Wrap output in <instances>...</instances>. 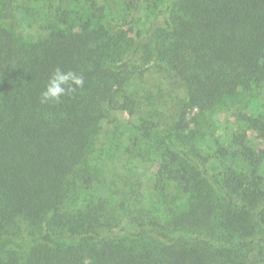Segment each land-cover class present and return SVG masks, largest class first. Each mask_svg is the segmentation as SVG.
<instances>
[{
  "label": "trees",
  "instance_id": "1",
  "mask_svg": "<svg viewBox=\"0 0 264 264\" xmlns=\"http://www.w3.org/2000/svg\"><path fill=\"white\" fill-rule=\"evenodd\" d=\"M20 26L46 31L22 41ZM152 65L174 79L170 121L120 145L104 120L154 99L140 93ZM57 67L84 85L41 103ZM263 83L264 0H0V264H264V117L213 155L187 121ZM144 141L152 189L186 197L163 223L134 202L122 160Z\"/></svg>",
  "mask_w": 264,
  "mask_h": 264
},
{
  "label": "rangeland",
  "instance_id": "2",
  "mask_svg": "<svg viewBox=\"0 0 264 264\" xmlns=\"http://www.w3.org/2000/svg\"><path fill=\"white\" fill-rule=\"evenodd\" d=\"M31 7L39 15L47 11V7L38 1L32 3ZM119 10L116 6H112L111 15L116 17ZM35 28L20 26L14 29V33L22 41H34L43 36L46 31ZM173 83L174 79L165 72L153 65L148 67L140 82V93L141 95L151 93L154 99L146 102L142 110L134 116L127 113L111 112L108 118L104 120V126L108 128L107 131H116L117 134H121L117 141L122 145L121 143H124L122 142L123 138L128 142V140H133L135 136H138L139 126L150 132H158L163 129L172 115L171 104L169 103L171 99L168 98V93L173 90ZM250 115L264 117V83L250 91H238L226 96L207 110L196 111L194 109L189 111L187 116L188 128L191 131H197L195 135L198 144L210 155L217 154L218 150L224 146L232 151L238 150L246 130L245 120ZM247 134L251 136L250 133ZM101 139L99 138L100 141ZM105 139L104 136L103 140L105 141ZM145 142L140 143L139 146L145 148L144 152L138 153L137 151L133 153V157H131L132 155L122 157V160L123 162L129 161V163L132 161L133 164L129 165L130 167L137 166V176L131 180L134 202L151 213L154 217L150 218L154 221L153 223H163L169 219L166 202L172 200V205L179 206L185 202L186 197H183L172 184L168 185L162 192L152 189L153 175L156 170V149L153 148L154 142ZM254 145L257 148L264 147V144L258 140H254ZM119 168L122 169V172L126 171L124 168Z\"/></svg>",
  "mask_w": 264,
  "mask_h": 264
},
{
  "label": "clouds",
  "instance_id": "3",
  "mask_svg": "<svg viewBox=\"0 0 264 264\" xmlns=\"http://www.w3.org/2000/svg\"><path fill=\"white\" fill-rule=\"evenodd\" d=\"M84 85V77L77 72L65 71L60 67L53 70L45 90L41 93V103L59 101L61 97L74 92ZM83 264H92L89 258H84Z\"/></svg>",
  "mask_w": 264,
  "mask_h": 264
}]
</instances>
